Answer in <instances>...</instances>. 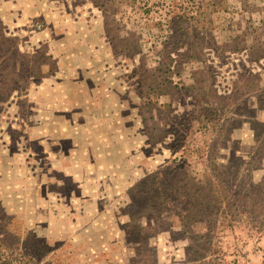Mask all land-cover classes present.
Wrapping results in <instances>:
<instances>
[{
    "label": "rangeland",
    "instance_id": "1",
    "mask_svg": "<svg viewBox=\"0 0 264 264\" xmlns=\"http://www.w3.org/2000/svg\"><path fill=\"white\" fill-rule=\"evenodd\" d=\"M211 182L264 194V0H0V264H197L208 228L204 264H264L188 216Z\"/></svg>",
    "mask_w": 264,
    "mask_h": 264
},
{
    "label": "trees",
    "instance_id": "2",
    "mask_svg": "<svg viewBox=\"0 0 264 264\" xmlns=\"http://www.w3.org/2000/svg\"><path fill=\"white\" fill-rule=\"evenodd\" d=\"M160 175L163 176L164 174L157 173V176ZM153 176H156V173L152 174L150 177ZM211 183L213 185V189H210L208 191V195L207 192H203V190H201L200 188L197 192L198 194L194 196V199L190 198L189 193L184 194L185 209L192 222L197 223L202 221V218H199V215L197 214L196 210L198 209V207L202 206L203 203H206L204 199L210 198V203H214L215 210L218 211V213L220 212V210H222L223 218L225 220L230 219L235 223H241L250 220L253 221V223L255 224V229H264V216H261L264 210V194L263 197H260L257 192L258 190L256 189V186H253L251 190V194L253 196H233L230 192H226L225 197L222 200L219 195L216 194L215 182ZM216 187H220V185L217 183ZM137 188L138 186L135 188V190ZM156 197L158 198V196ZM159 203V201H156L155 205ZM250 208L252 210H250ZM218 221L220 220H218L217 218L211 220V224L215 225ZM199 238L204 241L202 244H200V251H195L194 249L191 250L189 254V260L193 263L204 264V260L207 258V256H205L204 254L206 250H212V245L214 242L212 228H208V231L199 235Z\"/></svg>",
    "mask_w": 264,
    "mask_h": 264
}]
</instances>
